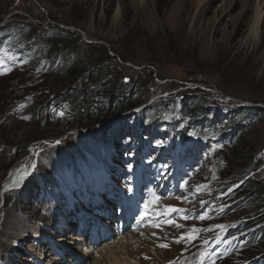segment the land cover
Wrapping results in <instances>:
<instances>
[{
    "label": "rangeland",
    "instance_id": "1",
    "mask_svg": "<svg viewBox=\"0 0 264 264\" xmlns=\"http://www.w3.org/2000/svg\"><path fill=\"white\" fill-rule=\"evenodd\" d=\"M257 12V34L243 45ZM0 25L38 51L21 59L0 34V264L21 263L31 249L15 230L35 226L20 214L45 208L40 180L66 177L91 202L80 186L92 164L115 180L143 157L145 167L187 177L175 201L162 203L186 219L148 224L126 245L128 264H264V207L247 200L249 180L264 184V126L249 119L239 143H227L239 119L231 109L264 107V0H0ZM202 106L219 119L197 126ZM162 121L173 129L159 131ZM192 145L200 151L190 158ZM21 169L26 181L2 194ZM192 225L193 248L177 240L178 227Z\"/></svg>",
    "mask_w": 264,
    "mask_h": 264
},
{
    "label": "bare ground",
    "instance_id": "2",
    "mask_svg": "<svg viewBox=\"0 0 264 264\" xmlns=\"http://www.w3.org/2000/svg\"><path fill=\"white\" fill-rule=\"evenodd\" d=\"M259 18H260V14H259V12H257L256 15H255V18H254V20H253V22L251 24V27H250L251 36H250L249 39H247V41H245L243 43V45H250L252 43V41L254 40L255 35L257 34ZM23 174H24V172L22 171V169L17 171L9 180H7V182L4 184L2 190L3 189L7 190V189H10V188H13V187L15 188V187L21 186L22 183L26 181V178L23 180ZM88 176H89V179H91L92 184H93L94 183V179H93L94 177H92L91 173H89ZM21 177H22V179H21ZM100 179H101V177L98 176L97 180L99 181ZM44 181H46V180H44ZM101 186L103 188L106 187L104 183H102ZM48 187L50 188V185H48ZM35 188H36V184L33 183V185H31V187L28 190V192H32ZM110 205H112V204H110ZM18 210L24 212V210L21 209L20 207L18 208ZM36 212H37V209H36V211H33L30 215L21 216V214H20L19 215V217H20L19 219L22 222H25V224H28L30 220L32 221V220H35V219H40L36 215ZM13 213H14V210L11 211V214L9 216H13ZM57 223H60V222H57ZM50 225H52V227L55 226L51 222H50ZM41 229H43V227L37 228L38 231L41 230ZM15 231L17 232V233L15 232V235H16L15 239L21 240V241L18 242V245L23 244L26 241V239H29V238H32L33 242L35 241V238H33V234H32L31 230L28 229L29 232H26V233H19V232L23 231V230H19V229L15 230ZM48 232H49V230L47 232H45L44 234H48ZM55 232H56V234H58L59 230L57 229ZM34 233L36 234L38 232L34 231ZM64 237H66V235H62V237L57 238L56 241L64 243V244H67V241L65 240ZM187 237H189V236L188 235L186 237L183 236V238H187ZM68 238H70V236H68ZM131 238H133V236L126 235V236H124L122 239H120L118 241H113V242H109L107 244H104L98 250V258H93L91 254H86V252L84 253V256H88L89 257L88 264H106V263L107 264H127V261H128V259L130 260V258H129L128 255H126L125 250H126V245H127V243H129V240ZM72 240H78V239L77 238H72ZM18 245L15 246V247L17 248ZM77 249H79V248H77ZM53 259H54L53 260L54 263L48 262V264H55V262H57V264H66L65 261L62 262V263L60 261H57V260H59V258H57V257H54ZM67 261L69 262V259ZM102 261H105V262L102 263ZM78 264H80V263H78Z\"/></svg>",
    "mask_w": 264,
    "mask_h": 264
},
{
    "label": "trees",
    "instance_id": "3",
    "mask_svg": "<svg viewBox=\"0 0 264 264\" xmlns=\"http://www.w3.org/2000/svg\"><path fill=\"white\" fill-rule=\"evenodd\" d=\"M55 28V30L59 33V34H63L64 32L62 28H60L59 26L55 25L53 26ZM0 28H2L0 26ZM6 27L2 28L5 29ZM13 40L15 41V45H11L14 48L19 49V53L22 54V52L24 53H29L30 52V48H31V44L27 41L24 40V42L22 40H16V38L14 37ZM24 45H21L23 44ZM70 52L73 53V48L69 50ZM186 106V105H184ZM201 110L206 113L207 108H205L204 106L200 107ZM235 113L241 115L243 118H247L249 117V113L253 114L254 116H258L259 120L261 121V123L264 126V107L262 108H258V107H237ZM240 141V140H239ZM239 141L237 143H239ZM249 188L251 190V193L248 195V202L249 204L252 205H257V209H260L262 207H264V184H261L260 181H256V180H249ZM264 229V228H262Z\"/></svg>",
    "mask_w": 264,
    "mask_h": 264
},
{
    "label": "snow or ice",
    "instance_id": "4",
    "mask_svg": "<svg viewBox=\"0 0 264 264\" xmlns=\"http://www.w3.org/2000/svg\"><path fill=\"white\" fill-rule=\"evenodd\" d=\"M21 179H22V177H21ZM145 207L147 208V204L145 205ZM170 211H177V209H170ZM143 215L144 214L142 213L141 216L143 217ZM201 218H203V217H201ZM161 247H166V245H161Z\"/></svg>",
    "mask_w": 264,
    "mask_h": 264
}]
</instances>
